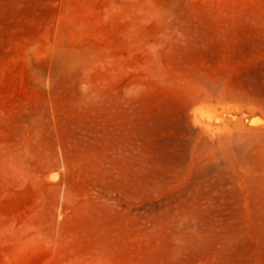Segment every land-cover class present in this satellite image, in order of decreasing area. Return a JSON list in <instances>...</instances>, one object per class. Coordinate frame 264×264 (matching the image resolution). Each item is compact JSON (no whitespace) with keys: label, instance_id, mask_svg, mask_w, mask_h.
<instances>
[{"label":"rangeland","instance_id":"rangeland-1","mask_svg":"<svg viewBox=\"0 0 264 264\" xmlns=\"http://www.w3.org/2000/svg\"><path fill=\"white\" fill-rule=\"evenodd\" d=\"M263 168L264 0H0V264H264Z\"/></svg>","mask_w":264,"mask_h":264},{"label":"bare ground","instance_id":"bare-ground-1","mask_svg":"<svg viewBox=\"0 0 264 264\" xmlns=\"http://www.w3.org/2000/svg\"><path fill=\"white\" fill-rule=\"evenodd\" d=\"M244 150H245V149H244ZM247 153H248V152H247ZM247 159H248V158H247ZM246 162H247V161H246ZM246 162H245V163H246ZM251 162H252V161H251ZM251 162H250V163H251ZM250 163H248V164H250ZM246 165H247V163H246ZM250 167H251V166H250ZM255 167H256V165H255ZM259 168H260V167H259ZM254 169H255V168H253V170H254ZM263 169H264V168H263ZM256 170L259 171L258 169H255V171H256ZM263 171H264V170H263ZM249 172H251V173H250L251 175L254 174V173L252 174V169H251V171L249 170ZM253 172H254V171H253Z\"/></svg>","mask_w":264,"mask_h":264}]
</instances>
